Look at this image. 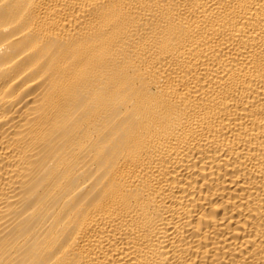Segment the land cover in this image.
<instances>
[{
    "label": "bare ground",
    "instance_id": "6f19581e",
    "mask_svg": "<svg viewBox=\"0 0 264 264\" xmlns=\"http://www.w3.org/2000/svg\"><path fill=\"white\" fill-rule=\"evenodd\" d=\"M0 264H264V0H0Z\"/></svg>",
    "mask_w": 264,
    "mask_h": 264
}]
</instances>
